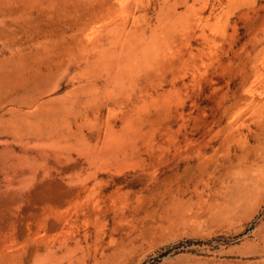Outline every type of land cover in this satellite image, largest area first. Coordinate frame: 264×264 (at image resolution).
I'll use <instances>...</instances> for the list:
<instances>
[{
    "label": "rangeland",
    "instance_id": "1",
    "mask_svg": "<svg viewBox=\"0 0 264 264\" xmlns=\"http://www.w3.org/2000/svg\"><path fill=\"white\" fill-rule=\"evenodd\" d=\"M263 84L264 0H0V264H264Z\"/></svg>",
    "mask_w": 264,
    "mask_h": 264
},
{
    "label": "bare ground",
    "instance_id": "2",
    "mask_svg": "<svg viewBox=\"0 0 264 264\" xmlns=\"http://www.w3.org/2000/svg\"><path fill=\"white\" fill-rule=\"evenodd\" d=\"M82 35H83V33H82ZM92 35H94V34L91 33L90 36H92ZM90 36H89V38H90ZM261 92L264 93V84L261 86V90L260 91H257L258 94H261ZM263 103H264L263 101L261 103H259V101L252 102L251 105L248 106V113L251 114L253 118L254 117L258 118L259 116H261V114L259 113V108H260V106Z\"/></svg>",
    "mask_w": 264,
    "mask_h": 264
}]
</instances>
